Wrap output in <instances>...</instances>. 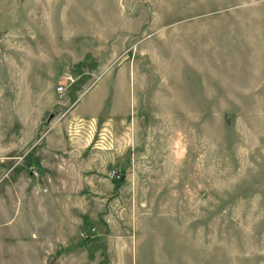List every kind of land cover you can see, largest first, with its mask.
Instances as JSON below:
<instances>
[{
    "label": "rangeland",
    "instance_id": "obj_1",
    "mask_svg": "<svg viewBox=\"0 0 264 264\" xmlns=\"http://www.w3.org/2000/svg\"><path fill=\"white\" fill-rule=\"evenodd\" d=\"M0 264H264V0H0Z\"/></svg>",
    "mask_w": 264,
    "mask_h": 264
},
{
    "label": "built area",
    "instance_id": "obj_2",
    "mask_svg": "<svg viewBox=\"0 0 264 264\" xmlns=\"http://www.w3.org/2000/svg\"><path fill=\"white\" fill-rule=\"evenodd\" d=\"M72 80V76L70 75H64L62 80L59 82L58 86H57V91L59 93H62L65 89V87L67 86V84L69 83V81ZM112 176H116V177H119V175L117 174V172H113L112 173Z\"/></svg>",
    "mask_w": 264,
    "mask_h": 264
},
{
    "label": "trees",
    "instance_id": "obj_3",
    "mask_svg": "<svg viewBox=\"0 0 264 264\" xmlns=\"http://www.w3.org/2000/svg\"><path fill=\"white\" fill-rule=\"evenodd\" d=\"M115 181V183H118L119 182V180H114Z\"/></svg>",
    "mask_w": 264,
    "mask_h": 264
}]
</instances>
